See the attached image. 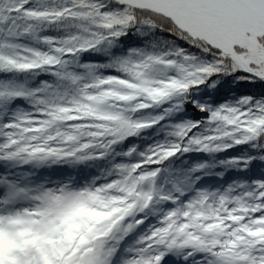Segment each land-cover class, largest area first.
Returning a JSON list of instances; mask_svg holds the SVG:
<instances>
[{"label":"snow or ice","instance_id":"6c2138e0","mask_svg":"<svg viewBox=\"0 0 264 264\" xmlns=\"http://www.w3.org/2000/svg\"><path fill=\"white\" fill-rule=\"evenodd\" d=\"M0 234V264H264V0H0Z\"/></svg>","mask_w":264,"mask_h":264},{"label":"trees","instance_id":"16d2710c","mask_svg":"<svg viewBox=\"0 0 264 264\" xmlns=\"http://www.w3.org/2000/svg\"><path fill=\"white\" fill-rule=\"evenodd\" d=\"M51 2V0H50ZM57 3H59V0H56ZM246 88L249 90H251V86L250 85H247V84H244V83H241L240 86L238 87L237 91H239L241 88ZM240 92V91H239ZM145 135H151V132H148V133H145ZM52 165V164H51ZM50 165V168L49 167H44L43 168V174H48L50 176L53 177V168L52 169V166ZM53 165H56V164H53ZM72 166L71 165H68V164H59L57 166V170L54 172V174H56L55 176H58L56 177L55 179L59 178L62 174H65V173H74L75 170L71 168ZM85 170L83 168L80 169V173L82 174ZM91 211V209H89ZM93 220H96V219H93ZM99 222V221H98ZM73 228L75 229H79L80 226H77V225H73Z\"/></svg>","mask_w":264,"mask_h":264},{"label":"rangeland","instance_id":"374dc122","mask_svg":"<svg viewBox=\"0 0 264 264\" xmlns=\"http://www.w3.org/2000/svg\"><path fill=\"white\" fill-rule=\"evenodd\" d=\"M239 91L240 92H246V91H248V89L243 87ZM77 215L79 217H81L82 220H84L86 222H98L101 218L99 213H97L94 209H91V211H90L89 208L80 209L78 211ZM93 219H96V220H93ZM74 225L81 226L80 224H74ZM3 242L7 243L9 241H7L2 234H0V251H1V243H3Z\"/></svg>","mask_w":264,"mask_h":264}]
</instances>
